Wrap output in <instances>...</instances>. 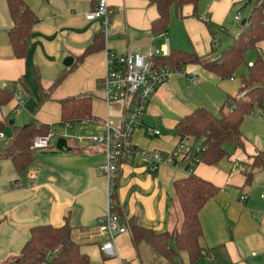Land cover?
Wrapping results in <instances>:
<instances>
[{"label":"crops","instance_id":"0c3cea01","mask_svg":"<svg viewBox=\"0 0 264 264\" xmlns=\"http://www.w3.org/2000/svg\"><path fill=\"white\" fill-rule=\"evenodd\" d=\"M97 1L25 0L38 20L32 27L26 54L17 57L9 39L12 20L7 2L0 0V86L12 87L23 100L17 108L18 100L13 96L0 107V119L6 120L5 114L14 111L15 117L25 123L32 118L47 124L60 122L61 105L55 98L40 104L39 88L49 87L66 68L64 59L72 55L75 62L102 28V19L89 21L85 16ZM239 1L243 0H199L198 16L192 5L183 7L182 16L173 10L168 30L155 34L151 31L157 16L154 4L148 0H108L111 25L105 48L86 56L54 93L57 97L95 93L92 114L101 123H75L71 127L76 135L65 136L70 149L59 150L57 141L50 140L49 147L39 150L23 174L10 159L0 160V264L18 256L33 226H59L67 220L78 227L75 237L83 252L94 258L100 253L99 264H120L117 256L107 258L100 249L107 235L100 232L97 221L109 208L108 186L101 169L105 152L102 146L80 139L89 132L103 134L107 119L112 125L119 124L121 105L108 107L100 85L108 72V53L184 49L206 55L214 47L212 54L217 58L222 51L217 50L218 32L226 28L217 29L213 37L206 21L222 26ZM263 42L259 49L264 53ZM234 81L235 76L221 79L199 64H188L171 73L151 96L141 126L133 134L134 144L150 151L173 150L179 141L174 131L179 119L201 106L213 111L227 96L240 95V86ZM148 127L160 134L148 133ZM243 136L245 150H233L216 164L199 162L193 167L197 175L221 187L199 213L204 253L194 264H264L260 255L264 252V169L256 172L249 186L243 173L245 163H250L259 150L264 151V133L251 139L244 132ZM185 176L187 172L181 167L156 164L142 156L122 163L116 194L124 216L138 217L144 227L155 232L179 226L181 216L173 205V182ZM242 195L247 197L245 201L240 200ZM116 249L122 259L141 264L130 232L117 236ZM179 264H189L187 254Z\"/></svg>","mask_w":264,"mask_h":264},{"label":"trees","instance_id":"16d2710c","mask_svg":"<svg viewBox=\"0 0 264 264\" xmlns=\"http://www.w3.org/2000/svg\"><path fill=\"white\" fill-rule=\"evenodd\" d=\"M148 1L157 9V16L151 23V31L155 34L168 30L173 10L182 16L183 7L192 5L194 15L198 16L199 0ZM244 1L246 3L254 1L252 11L245 18V23L241 24L242 30L239 35L233 38L217 58L212 54L214 47L211 53L206 55H200L194 50L173 49L167 56L154 58L155 65L167 67L172 71H181L188 64H199L221 79L234 77L244 64L248 70L241 75L240 95L227 96L219 114L201 106L181 117L174 128L179 139H186L191 144L202 139L200 150L193 148L186 160L187 176L173 182L175 189L173 205L181 215L179 226L172 230L155 232L144 227L136 216L127 219L117 199L118 175L115 177L113 192L110 195L112 211L128 223L132 243L141 264H179L182 252L187 254L189 264H194L203 255L204 250L200 243L203 228L199 213L207 201L220 192L221 187L197 175L193 167L199 162L216 164L229 157L231 153L226 145H231L233 150H245L242 132L244 119L255 106L264 107V53L259 49V43L264 40V0ZM6 2L12 20L9 29L10 43L14 54L23 57L28 49L32 27L38 18L25 0ZM206 22L210 33L215 37L218 28L213 23ZM105 40L101 28L76 61L61 71L49 87L40 86V104L55 98L61 105V120L58 123L60 126L71 127L80 121L98 120L92 114L93 93L85 91L62 94L58 97L54 96V93L86 56L105 48ZM251 49L257 50V57L252 63L247 62V54ZM14 92L13 88L8 90L0 86V107L12 99ZM6 123V120L0 119V132L4 131ZM14 123V121L10 123L13 126L12 137L0 148V160L10 159L17 171L23 174L39 152L31 149L34 137L53 133L55 127L54 124L43 123L35 118L23 125ZM262 169L264 151L259 150L252 156L250 163H245L243 169L245 185H251L256 172ZM77 229L78 227L68 220L59 226L35 225L31 228L30 238L18 256L4 264H91L90 256L82 251L81 242L75 237Z\"/></svg>","mask_w":264,"mask_h":264},{"label":"built area","instance_id":"2783aa9c","mask_svg":"<svg viewBox=\"0 0 264 264\" xmlns=\"http://www.w3.org/2000/svg\"><path fill=\"white\" fill-rule=\"evenodd\" d=\"M110 13L108 0H98L85 15L89 21L102 19L105 39L111 25ZM239 18L240 15L235 16V19ZM169 54V50L161 51L160 49L146 53L130 49L120 54L109 52L107 58L108 72L100 84L104 90L105 104L108 107L114 103L121 105L119 124L112 125L107 119L104 121L105 132L103 134L96 133L89 137H80L81 140L87 139L95 145L102 146L105 152L106 161L101 165V169L108 186L109 208L107 213L97 221L100 232L107 235L106 239L102 241L100 249L106 257L117 256L120 259V264H133L122 259L117 252V236L130 232V227L128 223L112 211L110 202L114 180L118 175L121 164L142 156L151 159L156 164H172L185 170L186 160L193 148L200 150L202 147V139L195 144H191L186 139H179L173 150L159 152L140 148L133 142V134L141 126V118L147 110L151 96L167 77L175 72L167 67L155 65L154 58ZM2 87L12 90V87L6 84H3ZM13 96L18 100L17 108L20 107L23 102L21 94L14 92ZM95 122L101 123L100 120ZM146 131L154 135L160 134L159 130L151 127L146 128ZM52 136L53 133L35 136L31 149H47ZM2 139H5L3 131L0 132V140ZM236 166H238V163H236ZM246 198L245 195H242L240 200L245 201ZM252 255L259 254L252 252ZM260 255L264 262V252Z\"/></svg>","mask_w":264,"mask_h":264},{"label":"rangeland","instance_id":"374dc122","mask_svg":"<svg viewBox=\"0 0 264 264\" xmlns=\"http://www.w3.org/2000/svg\"><path fill=\"white\" fill-rule=\"evenodd\" d=\"M253 6H254V1L248 2V3H246L244 0L239 1V2L235 3V6H234L233 10L231 11L230 15L228 16L226 23H223L222 26H218L217 24L211 22L218 29L221 27L226 28L225 31H219L218 32V34H219L218 42L219 43L217 45V48H218L217 50L225 49L231 43L233 38L239 35V33L242 30V28H241L242 20L247 18L250 15ZM236 15H240V18L235 19ZM261 47L263 48V51H264V42H263ZM256 57H257V50L256 49L249 50V52L247 54V62L254 61L256 59ZM247 70H248L247 65L244 64L235 73L234 84L236 86L241 85V75L243 73H247ZM101 90L102 89L100 88L99 92H101ZM93 94H95V93H93ZM221 106H219L218 108L217 107L214 108V110H213L214 113L219 114V110H220ZM5 115H7L6 116V122L7 123H6V127L3 131L5 134V139L0 140V148L5 143V141H7L13 135V126L9 122L11 120H14L15 121L14 125H23L25 123V121L21 122L20 119H17L15 117L14 111H12L8 114H5ZM54 127H55V130L53 132L54 134H53L52 139H51L52 143H55L58 140L59 135H61L63 133L65 134V136H67V138L69 136L76 135L75 134L76 130H74L75 128H73V127H62L58 123H54ZM242 127H243L244 135L248 139H251V137L255 136L256 134L264 133V107L255 106L253 108L252 112L245 117ZM70 132H72V133H70ZM96 133L99 134L101 132L97 131ZM92 134H94V132H89L87 134L85 133L83 137H89V136H92ZM226 148L230 153L233 152V148L231 145H226ZM98 257L100 258V262H101L102 255L100 253L96 258H94L93 256H90L91 264H99ZM107 258H110V257H107ZM181 258L186 259V253L185 252L181 253Z\"/></svg>","mask_w":264,"mask_h":264},{"label":"water","instance_id":"95a60500","mask_svg":"<svg viewBox=\"0 0 264 264\" xmlns=\"http://www.w3.org/2000/svg\"><path fill=\"white\" fill-rule=\"evenodd\" d=\"M244 23H245V19L242 20V24H244ZM73 63H74V56H72V55L67 56L63 61V64L66 67H70ZM10 123H13V121L11 120ZM56 147L59 150L70 149L65 136H60L58 138L57 143H56Z\"/></svg>","mask_w":264,"mask_h":264}]
</instances>
